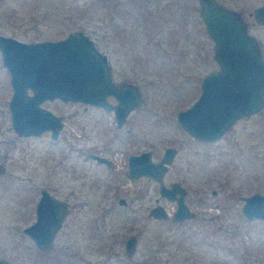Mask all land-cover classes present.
Masks as SVG:
<instances>
[{
    "label": "rangeland",
    "instance_id": "1",
    "mask_svg": "<svg viewBox=\"0 0 264 264\" xmlns=\"http://www.w3.org/2000/svg\"><path fill=\"white\" fill-rule=\"evenodd\" d=\"M218 1L239 9L264 56V24L248 12L261 0ZM198 6V0H0V32L30 40L81 28L107 53L113 78L135 81L143 97L120 126L111 109L46 98L41 104L63 116L57 135L21 134L10 123L11 85L0 58V256L11 264H264V219L241 209V195L264 192V104L214 140L192 137L175 119L197 96L201 74L217 67ZM166 144L176 152L164 180L187 187L195 218L149 215L155 202L171 212L175 200L161 195L151 177L127 171L128 152L149 147L156 159ZM40 186L68 203L47 248L21 229L35 216ZM130 232L136 242L128 257Z\"/></svg>",
    "mask_w": 264,
    "mask_h": 264
},
{
    "label": "water",
    "instance_id": "2",
    "mask_svg": "<svg viewBox=\"0 0 264 264\" xmlns=\"http://www.w3.org/2000/svg\"><path fill=\"white\" fill-rule=\"evenodd\" d=\"M198 14L213 40V56L217 67L201 74L199 92L187 105L175 112V119L196 139L218 138L240 116L259 110L264 104V56L258 38L249 31L248 22L239 9L218 0H198ZM257 23L264 24V0L249 11ZM0 58L9 74L11 93L8 108L11 126L21 134L49 129L55 137L63 124L62 114L41 104L46 98L82 101L112 109L115 123L120 126L126 113L142 103L137 83L129 79L112 78L107 53L101 50L88 32L69 29L66 34L50 38L21 39L0 32ZM112 95L115 101L108 99ZM176 151L164 146L158 159L145 148L127 155L131 176L147 175L158 183V191L176 199L171 212L173 219L193 216L184 201L186 188L178 180L166 183L163 174ZM98 160L110 159L98 152H87ZM4 169L0 161V173ZM34 218L22 225L40 248H47L67 210V201L52 194L46 187L38 188ZM241 209L247 218L264 219V192L253 190L241 195ZM119 201L124 198L119 197ZM147 213L155 218L168 217L160 203L150 206ZM136 234L124 238V252L130 257ZM0 264H11L0 256ZM143 264H152L145 262Z\"/></svg>",
    "mask_w": 264,
    "mask_h": 264
},
{
    "label": "flooded vegetation",
    "instance_id": "3",
    "mask_svg": "<svg viewBox=\"0 0 264 264\" xmlns=\"http://www.w3.org/2000/svg\"><path fill=\"white\" fill-rule=\"evenodd\" d=\"M259 4V3H258ZM254 6V5H253ZM112 78H113V76H112ZM114 79V78H113ZM122 79V78H121ZM121 79H114L115 81H118V80H121ZM124 79V78H123ZM135 82V81H134ZM136 83V82H135ZM57 98V97H56ZM108 99L109 100H111V101H115V98L112 96V95H108ZM68 101V100H67ZM90 104V103H89ZM95 105V104H94ZM97 106H101V105H97ZM103 107V106H102ZM105 108V107H104ZM112 110V109H111ZM127 114V113H126ZM62 119H63V116H62ZM116 124V123H115ZM117 126V125H116ZM167 145V144H166ZM172 145V144H171ZM174 146V145H173ZM147 148H149V147H147ZM164 148V147H163ZM176 148V147H175ZM145 149V148H144ZM151 149V148H150ZM142 150V149H141ZM140 151V150H139ZM163 151V150H162ZM88 152H96V151H88ZM138 151L137 150H135V151H130V152H128L127 154H126V165H127V155L129 154V153H137ZM176 152V151H175ZM87 153V152H86ZM99 153V152H98ZM99 154H102V153H99ZM162 154V153H161ZM175 154V153H174ZM104 155V154H103ZM106 156V155H105ZM161 156V155H160ZM159 156V157H160ZM174 156V155H173ZM91 157H93V156H91ZM106 157H108L109 159H110V161L109 162H106V161H102V160H99V161H102V162H105V163H107V164H112V158L111 157H109V156H106ZM152 157V156H151ZM158 157V158H159ZM93 158H95V157H93ZM158 158H156V159H158ZM95 159H97V158H95ZM153 159H155V158H153ZM98 160V159H97ZM170 163V162H169ZM169 163H168V165H169ZM167 169H168V167H167ZM127 171H128V167H127ZM167 171V170H166ZM165 171V172H166ZM165 172H164V174H165ZM129 173V172H128ZM164 174H163V179H164ZM130 175V174H129ZM144 175V174H143ZM131 176V175H130ZM147 176V175H146ZM132 177H137V176H132ZM153 179V178H152ZM156 183H157V181L155 180V179H153ZM170 180H178V179H170ZM170 180H168L166 183H168ZM165 181V180H164ZM181 184H183L180 180H178ZM184 185V184H183ZM185 186V185H184ZM157 187H158V183H157ZM185 188H186V191H185V194H184V201L187 203V199H186V194H187V187L185 186ZM159 192V191H158ZM212 192L213 193H215L216 191H215V188H213L212 189ZM172 199H174L175 200V204H174V207H173V209H172V211L175 209V207H176V199L175 198H172ZM122 202H125V199H124V201H122ZM155 203H157V202H155ZM154 203V204H155ZM158 203H160V202H158ZM160 204H162V203H160ZM67 205H68V203H67ZM163 205V204H162ZM187 205H188V207H189V209L190 210H192L193 212H194V214H193V216H187V217H184V218H182V219H173L172 217H171V212H169L166 208V210L169 212V216L168 217H166V218H171L172 220H183V219H186V218H195L196 217V210L195 209H193L192 207H191V205H189L188 203H187ZM152 206V205H151ZM164 206V205H163ZM150 215V214H149ZM152 216V215H151ZM153 217V216H152ZM160 218H164V217H160Z\"/></svg>",
    "mask_w": 264,
    "mask_h": 264
}]
</instances>
